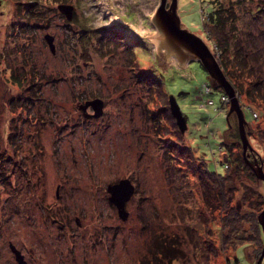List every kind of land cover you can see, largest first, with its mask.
I'll return each mask as SVG.
<instances>
[{
    "label": "rangeland",
    "instance_id": "1",
    "mask_svg": "<svg viewBox=\"0 0 264 264\" xmlns=\"http://www.w3.org/2000/svg\"><path fill=\"white\" fill-rule=\"evenodd\" d=\"M59 4L74 6L70 20ZM159 4L0 0V264H18L10 242L28 264L257 262L264 246V233L252 224L264 206V0L234 3V19L224 27L234 33L221 59L245 118V150L229 136L227 112L238 125L230 97L217 110L222 89L211 85L201 62L190 58L181 67L175 55L168 62L157 51L151 16ZM212 5L176 0V14L215 56L206 33ZM45 34L53 36L54 51ZM171 95L184 132L171 114ZM95 97L103 100L101 115L84 117L79 105ZM221 137L235 142L234 156L255 158L254 177L243 168L223 181L225 204L238 206L253 236L225 250L227 206L220 205L219 183L200 171L203 158L210 171L231 169L221 163L228 155ZM124 178L135 187L126 220L107 190Z\"/></svg>",
    "mask_w": 264,
    "mask_h": 264
},
{
    "label": "water",
    "instance_id": "2",
    "mask_svg": "<svg viewBox=\"0 0 264 264\" xmlns=\"http://www.w3.org/2000/svg\"><path fill=\"white\" fill-rule=\"evenodd\" d=\"M170 2L169 8L167 9L165 7L166 0H160V4L156 7L151 16V21L156 26V32L153 34V42L156 44L157 51L164 55L168 62L171 61L170 54L175 55L178 60V65L181 67L184 66L187 59L190 58V60H198L201 62L210 75L209 80L211 85H219L230 97L229 114L232 111H235L237 114L239 136L243 149L245 150L246 146L249 144L244 130L245 118L243 111L239 106L234 86L226 78L222 68L206 43L197 35L180 27L179 17L176 14V0H170ZM58 9L65 14L68 20L72 18L74 6L69 4H59ZM44 38L50 49L54 51L53 36L45 34ZM88 106H91L94 111L92 116L98 117L102 113L103 100L99 97H95L80 104L79 109L82 110L85 116H87L85 111ZM169 108L180 131L184 132L186 129V120L175 97L172 95L169 97ZM259 178L264 181V172L262 169H259ZM107 190L110 193L109 201L115 204L119 217L122 220H126L128 217V211L125 209V204L135 191L134 185L128 178H124L120 179L117 183L108 185ZM260 225L264 232V209L261 212ZM11 249L15 254V259L18 264H26L20 251L12 245ZM263 255L264 246L255 264L260 263Z\"/></svg>",
    "mask_w": 264,
    "mask_h": 264
},
{
    "label": "trees",
    "instance_id": "3",
    "mask_svg": "<svg viewBox=\"0 0 264 264\" xmlns=\"http://www.w3.org/2000/svg\"><path fill=\"white\" fill-rule=\"evenodd\" d=\"M241 0H230V7H223V5L221 3H218L220 1L218 0H212V6L211 9L207 12V20L209 21L210 26V30L206 31L208 37L211 39V41L213 42L214 46H215V58L217 60V62L219 63L220 67L222 68L223 73H225L226 75L227 72L225 70V65L222 61V56L229 53L230 50V45L231 42L233 40L234 37V33L232 34L231 32H225L224 27L226 25L227 22L229 21H233L234 19V11L232 9L234 3H239ZM204 26V25H203ZM153 79V78H151ZM204 83L202 85V90L203 87L205 86ZM208 85V84H207ZM215 88H221L219 85L215 84L213 85ZM222 89V88H221ZM237 89V87H236ZM201 90V93H202ZM211 93V88H209L208 92H205L204 94H210ZM240 93V92H239ZM203 94V95H204ZM247 95H251L249 94V92L246 93ZM223 96H227V94L222 90V93L220 95V106L217 104V110L221 111L226 105L225 102L222 103V97ZM251 97V96H248ZM225 103V104H224ZM206 105H214V102L212 99H208L207 102L205 103ZM248 110H251L250 105H248V107H246ZM226 120H227V124H228V131L229 132V136H231V138H236V140H240V136H239V131H238V125L236 127V125L233 122H230L229 120V115L228 112L226 114ZM233 126L235 128L234 131L233 130ZM232 128V129H231ZM222 138V137H221ZM235 142H231V143H226L223 141L222 138V142L220 144V149L227 151L228 155H225V161L221 162L223 165H226V169L230 166L231 169L230 170H225L226 172H220L217 173L215 171H210L208 169L207 166V162L206 160L203 158L204 160V165L203 168L200 169L201 174L204 175L206 182H209L210 180L212 182H214L215 180L219 183L220 186V191H219V198H220V202H221V206H225V202H227L228 198L226 199L225 197V191L223 188V181H225L226 179L229 178V176L232 174H237L239 173V171L243 168L247 169L246 173H249L251 175V177H254V172H253V167L251 166L254 162V157H247L244 155L243 156H234V154L232 153V149L234 148ZM250 165V166H249ZM233 166V167H232ZM227 173V174H224ZM230 174V175H229ZM217 176H220V178H218ZM263 184L264 181L262 180ZM261 196V195H259ZM263 204V203H262ZM227 206V205H226ZM261 210L260 214L262 212V210L264 209V206H260L259 207ZM256 213H253L252 216L254 217V221L252 224H254V228L255 230L259 233L260 237L263 238V230L262 227L260 225V222L258 219H256ZM222 232H221V247L223 250L227 249V248H235L239 245H242L243 242H245L246 240H248V238L250 237V234L247 233L243 227H242V219L240 216V209L238 208V206H232L226 207V212L225 215L222 216ZM263 232V233H262ZM249 235V237H248ZM253 237V236H251ZM250 237V238H251ZM162 254L166 255L169 251V248L167 249L166 247L162 248ZM261 254V251H260ZM259 258V257H258ZM236 261V260H235ZM230 262V260H228V263Z\"/></svg>",
    "mask_w": 264,
    "mask_h": 264
},
{
    "label": "flooded vegetation",
    "instance_id": "4",
    "mask_svg": "<svg viewBox=\"0 0 264 264\" xmlns=\"http://www.w3.org/2000/svg\"><path fill=\"white\" fill-rule=\"evenodd\" d=\"M171 3V2H170ZM170 3L167 5V2L165 3V7L168 9L169 8V5H170ZM233 85V84H232ZM234 85H236L235 83H234ZM233 85V86H234ZM86 101V100H85ZM92 112H93V109H92V107L91 106H88L87 108H86V111H85V114H87V116H85L84 115V113H83V116L84 117H94V116H92ZM99 117V116H98ZM97 118V117H96ZM11 245L12 246H14L15 248H16V246L12 243V242H10L9 243V248H10V250L12 251V249H11ZM17 249V248H16ZM19 250V249H18ZM20 251V250H19ZM12 253H13V255H14V258H15V254H14V252L12 251ZM21 253V252H20ZM22 254V253H21ZM23 255V254H22ZM23 260L26 262V260H25V258H24V255H23ZM26 264H28L27 262H26Z\"/></svg>",
    "mask_w": 264,
    "mask_h": 264
},
{
    "label": "built area",
    "instance_id": "5",
    "mask_svg": "<svg viewBox=\"0 0 264 264\" xmlns=\"http://www.w3.org/2000/svg\"><path fill=\"white\" fill-rule=\"evenodd\" d=\"M223 97H224V96H223ZM223 97H222V99H223ZM222 99H221V100H222Z\"/></svg>",
    "mask_w": 264,
    "mask_h": 264
},
{
    "label": "bare ground",
    "instance_id": "6",
    "mask_svg": "<svg viewBox=\"0 0 264 264\" xmlns=\"http://www.w3.org/2000/svg\"><path fill=\"white\" fill-rule=\"evenodd\" d=\"M262 169V168H261Z\"/></svg>",
    "mask_w": 264,
    "mask_h": 264
}]
</instances>
